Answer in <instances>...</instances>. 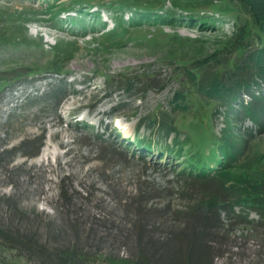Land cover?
Returning a JSON list of instances; mask_svg holds the SVG:
<instances>
[{"label":"rangeland","instance_id":"rangeland-1","mask_svg":"<svg viewBox=\"0 0 264 264\" xmlns=\"http://www.w3.org/2000/svg\"><path fill=\"white\" fill-rule=\"evenodd\" d=\"M121 1L0 0V218L17 201L51 214L48 203L68 187L93 202L92 214L96 203L117 216L118 198L148 187L158 198L146 207L167 208L182 251L196 234L209 264H264V219L222 191L264 172V132L241 108L250 99L239 93L227 106L203 98L207 116L198 119L190 99L201 93L180 96L191 89L181 73L213 65L219 40L247 16L214 12L220 0ZM227 50L217 56L231 59ZM49 93L55 98L42 102ZM223 131L242 149L221 178L213 170ZM21 140L25 151L40 146L38 155L2 152ZM103 146L118 154L110 163L99 160ZM206 155L212 170L196 177L189 162ZM0 262L29 264L3 248Z\"/></svg>","mask_w":264,"mask_h":264},{"label":"trees","instance_id":"trees-1","mask_svg":"<svg viewBox=\"0 0 264 264\" xmlns=\"http://www.w3.org/2000/svg\"><path fill=\"white\" fill-rule=\"evenodd\" d=\"M220 1L219 5L211 2V5L215 6L214 12H229L233 15L240 10L247 17L243 21H237L235 29L228 37L219 40L218 51L212 59L211 67L206 65L181 73L185 83L191 85V89H187L186 94L180 93V96L187 99L191 90L201 93L200 97L190 99L199 119L202 115L207 116L204 110L207 103L203 98L215 99L228 106L240 96L239 93H244L250 102L242 104V112L257 133H262L264 95L258 93L264 85V0ZM123 2L124 0L121 1ZM199 22V26L210 24L208 18H200ZM253 34L258 37L256 44H253ZM225 49H228L227 53H234L229 60L217 56L219 51ZM54 98L55 94L49 93L42 102ZM222 133L223 137L216 142L220 149V158L214 160V163L215 168L218 167L213 170L221 178L224 171L230 168L229 165L237 162L242 149L236 147V141L231 138L230 133ZM93 136L99 144L106 145L108 140L103 139L101 133H94ZM23 144L24 140H21L17 147L8 151L3 149L2 152L11 151L28 158L38 155L40 146L25 151L27 148ZM102 149L100 161L110 163L118 155L112 148L108 147L112 151H106L104 146ZM211 160L206 155L203 156V164L190 161V173L203 177L204 170H212L204 162ZM254 173V181L250 180V176H246L250 180L246 186L237 181L224 182L222 191L224 195H233L236 204H247L264 219V172ZM242 180L245 181V178ZM150 192L153 193L154 190L139 187L133 196L118 198L117 204L121 210L117 216L104 212L96 203L94 206L96 205L100 212L92 214L90 208L93 202L69 187L66 191H59L53 202L48 203L51 214L37 211L35 206L22 209L18 201L11 207L10 199L6 198L4 206L11 209L8 210L10 215L7 219L0 218V248L13 251L17 257L29 264H209L208 248L196 234L195 237L192 236L188 248L182 251L179 244L182 238L172 233L166 225L167 208L146 207L149 200L158 198L155 193L148 195ZM214 202L213 200V205ZM226 203L222 201L218 205L222 207ZM92 219L96 223L91 224ZM94 225L101 230L93 229ZM122 249L129 250L128 254H122Z\"/></svg>","mask_w":264,"mask_h":264},{"label":"bare ground","instance_id":"bare-ground-1","mask_svg":"<svg viewBox=\"0 0 264 264\" xmlns=\"http://www.w3.org/2000/svg\"><path fill=\"white\" fill-rule=\"evenodd\" d=\"M125 136H127V133H125Z\"/></svg>","mask_w":264,"mask_h":264}]
</instances>
